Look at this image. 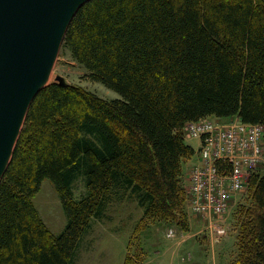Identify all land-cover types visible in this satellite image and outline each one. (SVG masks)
Here are the masks:
<instances>
[{"label": "trees", "instance_id": "1", "mask_svg": "<svg viewBox=\"0 0 264 264\" xmlns=\"http://www.w3.org/2000/svg\"><path fill=\"white\" fill-rule=\"evenodd\" d=\"M63 45L121 97L60 82L36 94L0 181V264H76L94 220L127 190L146 217L187 231L183 165L195 149L185 125L208 116L264 124V0H88ZM79 174L87 192L76 199ZM46 178L68 216L59 234L33 201ZM248 190L229 264H264V173H252Z\"/></svg>", "mask_w": 264, "mask_h": 264}, {"label": "rangeland", "instance_id": "2", "mask_svg": "<svg viewBox=\"0 0 264 264\" xmlns=\"http://www.w3.org/2000/svg\"><path fill=\"white\" fill-rule=\"evenodd\" d=\"M49 82L79 85L103 98L121 97L118 91L107 87L103 82L90 79L86 68L72 57L69 48L63 43L51 70ZM186 141L195 150H198L199 141L197 139L187 136ZM196 155L190 159L189 163L187 161L184 164L183 169L184 190L188 193L186 212L190 223L187 231L182 230L175 224H167L163 227L166 223H163L157 216L155 218L146 217L144 207L140 205L136 195L131 190H127L125 194L120 193L113 196L105 209V217L94 220L93 229L87 236L85 235L86 237L81 245L83 255L80 264H90V262L92 264H125L127 255L128 258L131 255L133 259L129 263L156 264L157 260H152L156 256L154 250L164 245L160 233L162 232L166 236V231L168 232L170 227L177 229V238L183 241L176 264L231 263L238 252L237 230L239 227L234 218L240 206L239 204L242 203L245 206L252 204L251 190L247 188L233 198L229 215L221 221L223 228H225L223 233L219 234L214 227V219H210L212 228L206 227L210 231L209 233L207 229H204V225L203 230H191L192 221L196 222L194 216L199 217L197 220L204 219L191 211L189 203L191 177L185 169L192 163ZM257 169L259 172L264 173V164ZM86 192V176L79 174L73 184L74 197L80 199ZM33 201L51 232L53 234L63 232L68 223V216L61 196L51 179L46 178L43 180L41 188L34 196ZM160 222H162L161 225ZM192 231L196 233L194 236H191ZM211 237L213 243L210 240ZM165 240L167 244L170 241L167 237H165ZM91 252H93V257L90 259L89 253ZM189 252H191L192 259H188Z\"/></svg>", "mask_w": 264, "mask_h": 264}, {"label": "water", "instance_id": "3", "mask_svg": "<svg viewBox=\"0 0 264 264\" xmlns=\"http://www.w3.org/2000/svg\"><path fill=\"white\" fill-rule=\"evenodd\" d=\"M86 1L0 0V181L29 107L50 84L68 27Z\"/></svg>", "mask_w": 264, "mask_h": 264}, {"label": "built area", "instance_id": "4", "mask_svg": "<svg viewBox=\"0 0 264 264\" xmlns=\"http://www.w3.org/2000/svg\"><path fill=\"white\" fill-rule=\"evenodd\" d=\"M185 137L199 140L197 161L190 169L191 211L221 234V221L230 213L233 198L248 188L251 175L264 164V124L205 117L188 122ZM207 217V218H206ZM190 257V256H189Z\"/></svg>", "mask_w": 264, "mask_h": 264}, {"label": "crops", "instance_id": "5", "mask_svg": "<svg viewBox=\"0 0 264 264\" xmlns=\"http://www.w3.org/2000/svg\"><path fill=\"white\" fill-rule=\"evenodd\" d=\"M195 155V154H194ZM193 155V156H194ZM192 156V157H193ZM188 158L184 161V164L188 161V163L191 161L190 159L192 158ZM194 160L192 161V163L190 165H188L187 169H185L189 174H190V169L192 167V165L197 161V155L195 156V158H193ZM183 169H184V165H183ZM196 218V219H195ZM197 216H194V219L196 220V222L194 223L192 221V228L191 230H195V229H199V230H203V225H204V229H207L206 227H209V219H202V220H197ZM165 223V222H163ZM159 224V223H157ZM162 224V222H160V225ZM168 223L164 224L163 227L167 226ZM169 225H172V224H169ZM175 226V225H174ZM210 228V227H209ZM93 229V226L92 228L86 233V236L87 234ZM176 228L174 227H170V230L167 232L166 231V236L165 234H162V232L160 233L161 234V237L163 238V246H161L159 249H156L154 250V254L156 255L154 258H152V260H157V263L156 264H176L177 263V258H178V254H179V250L181 249V246H183V241L182 240H178L177 238V235H176ZM208 230V229H207ZM210 231L208 230V233ZM196 233L194 231H192L191 233V236H194ZM82 239L81 243H80V247L78 249V254H77V260H76V264H80V260H81V257L83 255V253L81 252V245H82V242L84 241L85 237ZM165 237H167L170 241L169 243L167 244L166 243V240H165ZM89 239V238H88ZM173 239V240H172ZM180 239V238H179ZM211 242L213 243L212 241V237L210 238ZM189 254H191V252H189ZM89 258L91 259L93 257V252L89 253ZM89 259V260H90ZM189 259H192V258H189ZM90 264H92L90 262Z\"/></svg>", "mask_w": 264, "mask_h": 264}, {"label": "bare ground", "instance_id": "6", "mask_svg": "<svg viewBox=\"0 0 264 264\" xmlns=\"http://www.w3.org/2000/svg\"><path fill=\"white\" fill-rule=\"evenodd\" d=\"M51 77V76H50ZM50 77H49V79H50ZM233 118V117H232Z\"/></svg>", "mask_w": 264, "mask_h": 264}]
</instances>
